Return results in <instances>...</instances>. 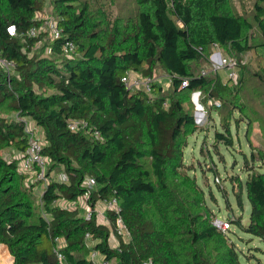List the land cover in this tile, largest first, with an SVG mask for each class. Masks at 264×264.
I'll list each match as a JSON object with an SVG mask.
<instances>
[{
	"label": "trees",
	"instance_id": "16d2710c",
	"mask_svg": "<svg viewBox=\"0 0 264 264\" xmlns=\"http://www.w3.org/2000/svg\"><path fill=\"white\" fill-rule=\"evenodd\" d=\"M238 1L241 10L235 0H133L134 15L120 11L109 30L105 14L94 9L100 6L89 0H51L60 33L32 54L44 35L35 19L44 0H0V244L13 264H94L92 251L116 264H242L226 231L213 225L204 191L184 162L188 138L199 130L194 92L221 102L208 110L217 113L221 128L213 135L215 153L219 144L233 146L229 121L236 109H244L236 104L246 83L242 58L264 48V0H251L249 12L245 0ZM31 29L38 33L29 36ZM68 44L73 50L66 52ZM214 45L236 62L237 84L226 70L223 80L220 71L209 70ZM203 65L209 72L201 76ZM158 70L170 87L155 83L152 97L122 82L128 74L152 77ZM247 117L249 129L260 121ZM68 120L85 121L99 139L71 131ZM27 121L41 131L48 170L62 169L67 177L63 183L49 180L38 202L34 184L18 170V157L1 156L7 148L26 150ZM249 132L247 177L236 179L237 206L243 209L244 194L249 224L237 219L235 225L264 244V168L258 166L264 150L251 146ZM85 178L94 180L92 189L82 187ZM86 192L88 220L78 207L56 204L76 202ZM111 199L129 233L128 241L116 235V249L111 242L116 213L107 210L109 225L97 223L95 215L96 204ZM87 234L94 242L90 247ZM60 240L64 245L58 247Z\"/></svg>",
	"mask_w": 264,
	"mask_h": 264
},
{
	"label": "rangeland",
	"instance_id": "374dc122",
	"mask_svg": "<svg viewBox=\"0 0 264 264\" xmlns=\"http://www.w3.org/2000/svg\"><path fill=\"white\" fill-rule=\"evenodd\" d=\"M89 4L91 6H100L99 9L94 7L95 11L102 12L107 17L109 16V20H106L105 15L102 18L105 24H109V30L115 23V16L120 11L124 12L125 15H134L135 12L133 0H89ZM251 4V0H245V9L247 12H249ZM235 5L241 10L242 5L238 0H235ZM53 15L51 0H44L43 9L36 13L35 19L42 22L41 29L38 32H42L45 36L43 35L42 40H39L33 47L32 54L39 52L43 43L49 40V37L53 36V29L56 23ZM256 34L254 33V43L258 42ZM46 49L47 47L44 52L45 56L48 55ZM242 59L243 64L246 65L245 72L247 73L244 74L246 83L238 91L239 96L236 104L240 106L244 105V109L242 112L236 109L232 114L233 119L229 121L233 146L227 148L223 144H219L218 151H216L218 153H215V150H213V135L215 131H221L217 113H208L207 111L205 116H199L198 112V115L194 118L196 120L195 122L198 126L200 125L199 122L204 120V124L198 126L199 130L188 138V145L184 149V162L187 166L193 168L190 175L193 174L195 176L197 184L204 191L206 204L213 213V225L216 224L217 220H223L229 224V228L225 232L227 242L233 243L236 249L241 252V255L245 258L241 257V263L264 264V244L257 238L246 234L235 225L237 219L241 221V224H246L250 212V206L244 194L242 197V210L238 208L236 200V194L239 193L236 179L239 178L240 181H245L247 176L243 170L244 156L249 158L250 151L252 150L245 137L246 129L250 130L248 138L252 144L251 146L264 150V132L262 129L264 126V48H255L243 55ZM201 69L209 72L208 68L204 65ZM220 72L221 76L225 78L226 72L224 70H220ZM259 75L261 78H258ZM155 76L158 79H164L165 82H169L170 80L162 70L155 71ZM257 92H260V97L256 94ZM198 103L202 105L203 102L198 101ZM186 105L189 108V104L187 103ZM192 105L196 104L193 103ZM223 112L224 108L219 112L220 117L223 116ZM259 112H262V114ZM257 113L260 115H257ZM244 114L248 116L246 120L250 117L259 118L260 121L253 124L249 129V125L243 119ZM27 122L34 128V136H42L41 131L33 122ZM17 155L18 153L14 149L7 148L1 151V156L6 159H11ZM257 165H254L255 168H257ZM48 166L49 163L45 168V172L48 173L47 180L59 182L64 176L62 169L53 168L48 170ZM258 166H260L259 170L264 168V164ZM262 171L264 172V169ZM27 178V183L30 180L33 181V193L38 202L43 189L46 187V183L43 180H35L32 176H27ZM75 206L79 208L82 215L84 213V204L81 198L77 200V205ZM105 213V204H103L100 209L101 217L98 220L99 223L103 222L101 220ZM111 242L113 245L118 243L117 239L113 236H111Z\"/></svg>",
	"mask_w": 264,
	"mask_h": 264
},
{
	"label": "built area",
	"instance_id": "2783aa9c",
	"mask_svg": "<svg viewBox=\"0 0 264 264\" xmlns=\"http://www.w3.org/2000/svg\"><path fill=\"white\" fill-rule=\"evenodd\" d=\"M8 32L10 34L14 33V28L9 27ZM53 36H58L60 31L57 29L56 25L53 29ZM38 32L35 29H31L29 32V36H35ZM52 35V33H51ZM50 35V36H51ZM52 37V36H51ZM73 46L71 44H68V47L65 48V51H72ZM208 62H209V70H212L214 72L220 71V70H226L227 76L226 78L230 80L233 84H237L238 82V75L235 71V66L236 62L231 59L227 58L222 54V51L218 45H214L212 48V53L208 57ZM4 65H8L4 62H2ZM208 72L205 70L201 71V76L206 75ZM122 82L125 84L126 88L131 90V91H136L139 90L145 94H147L149 97H152L153 94V85L155 83L160 84V80L155 77H149V76H141L139 74H128L127 77L122 78ZM188 84V80H183L181 82V87H185ZM192 96L196 99V103L200 106V110L196 112V115L201 114L202 116L206 114V112L209 109L212 108H219L221 106V102L218 99L210 98V97H203L200 92H194L192 93ZM201 98V99H200ZM203 100V103L202 101ZM200 101V103H198ZM165 107H167V104H164ZM18 118V117H17ZM18 120H23L21 118H18ZM201 126L204 124V120H201L200 122ZM67 126L71 131H83L84 134H87L89 136L95 137L96 139H99V131L92 129L91 127H88L87 123L83 120H68ZM33 129L29 123L26 122V127H25V132L28 135V145L26 150L23 153H18V159H19V168L18 170L27 176H32V178H35V180H43L45 181V185H47L48 178H47V173L45 172L46 165L49 163L48 159L45 158L42 155V150H43V140L42 136L36 137L33 135ZM63 178L59 181L61 183L67 182V177L65 174H63ZM31 183H33L32 180H30ZM95 183L93 179L90 178H85L82 187L86 189H92L94 187ZM82 199V202L84 204V213L83 216L86 220L90 219L91 216V211L89 206L87 205L86 199L88 198V193L86 192L83 196L79 197ZM78 198V199H79ZM77 199V200H78ZM69 206L60 207L62 208H75L77 205L76 202H70ZM105 204V210H110L112 212L116 213L115 217V224H114V231L112 232L111 236L117 239L116 235L120 236L122 240L128 241L129 239V233L122 221V218L119 215V208L117 205V201L115 199H111L108 202H103ZM82 208V207H81ZM217 229L221 231H226L229 228V224L223 220H217L216 224L214 225ZM86 242L88 246H92V241L90 235H86ZM118 242V240H117ZM58 243V247H61L64 245V241L60 240ZM118 244V243H117ZM117 244H114V248H117ZM98 255V252H91L89 255V260L92 261V263L97 264V259L96 256ZM58 259L61 261L62 256L58 254ZM143 264H152L150 260Z\"/></svg>",
	"mask_w": 264,
	"mask_h": 264
},
{
	"label": "crops",
	"instance_id": "0c3cea01",
	"mask_svg": "<svg viewBox=\"0 0 264 264\" xmlns=\"http://www.w3.org/2000/svg\"><path fill=\"white\" fill-rule=\"evenodd\" d=\"M219 75L221 76V72L219 73ZM159 80H160V85L163 87L164 90H166L167 88H169V86H170V80H169V82H165L164 79L161 80V78H159ZM222 80H223V77H222ZM164 86H166V87H164ZM191 101L196 104V105H194V109H195L194 110V118H195L196 112L198 110H200V106L196 103V99L192 95H191ZM199 116H202V115L199 114ZM56 204L57 205H60L62 207H65V206H69V204H71V203L70 202H67V201H64V200H58L56 202ZM103 204H104L103 202H98L96 204V206H95V215H96L97 223H99L98 220L101 217L100 216V209H101V205H103ZM101 221H103V222H101L99 224L109 225V220H108V217H107V214L106 213L103 216V219ZM93 244H94V242H92L91 245H93ZM96 259H97V264H113L114 263V262H106L104 260V257L101 256L100 254H98L96 256ZM0 264H13V258H12V256L10 255L7 247L5 245H2V244H0Z\"/></svg>",
	"mask_w": 264,
	"mask_h": 264
},
{
	"label": "water",
	"instance_id": "95a60500",
	"mask_svg": "<svg viewBox=\"0 0 264 264\" xmlns=\"http://www.w3.org/2000/svg\"><path fill=\"white\" fill-rule=\"evenodd\" d=\"M248 224H249V221L246 222V225H248Z\"/></svg>",
	"mask_w": 264,
	"mask_h": 264
}]
</instances>
